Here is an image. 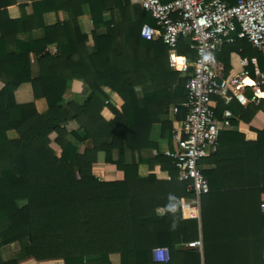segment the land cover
Instances as JSON below:
<instances>
[{
  "label": "trees",
  "instance_id": "1",
  "mask_svg": "<svg viewBox=\"0 0 264 264\" xmlns=\"http://www.w3.org/2000/svg\"><path fill=\"white\" fill-rule=\"evenodd\" d=\"M113 1L121 7L123 18L119 24H114V34L94 33L97 49L91 61L98 77L104 80L103 83H89L92 93L82 104L66 100L69 88L66 72L73 63L69 54L45 52L47 40L42 41L36 52L40 54L44 70L40 76L33 77L29 59L34 49L32 45L25 49L21 46L0 49V79L7 81L0 90V264H25L31 260L114 264L111 258L114 254L120 255V264H175L173 250L179 242L169 238L173 235L168 234L166 242L150 240L149 200L162 196L163 192L179 197L191 194L187 192V183L177 179L179 171L172 158L160 151L149 157L146 155L158 147L150 139L153 124L161 122L163 134L171 129V141H174L173 127L181 131L186 108L180 107L176 113L178 120L173 124L167 123L164 116L172 105L186 101L189 76L171 70L168 46L161 39L142 38L143 23L155 25L149 12L140 6L134 19L128 10L130 0ZM227 1L235 3V0ZM92 10L97 23L101 9L94 7ZM1 14L2 11L0 27L5 28ZM68 27H46V30L48 33L60 28L66 31ZM7 43V39L0 41V48ZM189 43L188 39H182L177 48L181 55L193 61L195 51L190 49ZM233 51L242 57L257 58L264 71V53L246 39L225 45L217 53L227 71L231 68ZM249 68L254 70L252 64ZM103 84L117 95L120 108L110 103L109 96L101 89ZM140 86L143 87L142 96L137 90ZM28 87L32 98H22V92ZM39 98L47 100L45 113L36 108L35 101ZM106 101L115 115L111 120L101 115ZM232 105L236 118L231 122L235 126L239 120L250 122L257 111H264V99L259 105L248 106L237 101L226 105L219 100L217 115L221 116ZM71 121L79 124L80 132L69 130ZM9 131H15L17 137H9ZM82 142L90 144L84 151L79 146ZM101 151L107 163L124 172L123 180L101 181L94 174L93 166ZM204 160L215 164V168L203 170L210 184L207 193L214 202L227 204L229 197L237 196L256 209L261 221V230L255 231L243 257L239 254L235 258H231V254L227 256L225 251L237 250L233 245H215L217 248H214L206 233L204 264H264V213L261 210L264 130H258L256 141H246L236 130L222 131L217 151ZM144 162L151 170L147 177L139 172ZM179 197L173 200L174 206L179 205ZM13 243H18L20 249L13 258L6 260L1 250ZM163 244L172 250L168 263H158L152 257L155 246ZM184 264H201L200 252L188 254Z\"/></svg>",
  "mask_w": 264,
  "mask_h": 264
},
{
  "label": "crops",
  "instance_id": "2",
  "mask_svg": "<svg viewBox=\"0 0 264 264\" xmlns=\"http://www.w3.org/2000/svg\"><path fill=\"white\" fill-rule=\"evenodd\" d=\"M9 5L6 8V4ZM93 6H92V4ZM139 0H130L128 10L132 18L137 17L140 9ZM101 9V15L97 21H94L93 10ZM1 18L4 21L5 28L0 27V41L7 39L5 47H1V51L6 49H25L28 45H32L34 49L29 53L30 65L32 68L33 77L40 76L44 68L40 64V54L36 52V48H41V42L47 40L45 52L51 51L56 53L64 51L73 57V63L67 67V77L69 88L66 94V100H73L77 103H84L92 93L90 82L103 83L104 79L98 77L95 70V64L91 61V55L96 51L97 35L114 34V24H119L122 21V9L116 5L113 0H0ZM13 21L14 23L7 22ZM66 22V23H65ZM99 24V25H98ZM60 25V26H59ZM68 27L66 31H48L46 27ZM99 26V27H98ZM84 36L87 38L84 39ZM116 36V35H115ZM117 44V39L115 38ZM120 40V37H118ZM115 44V45H116ZM7 46V47H6ZM242 56L237 51H233L230 56L231 68L226 70L227 75L232 76L242 71L240 63ZM181 61V59H178ZM171 68V67H170ZM47 67L45 68V70ZM171 70H173L171 68ZM175 71V70H173ZM229 72V73H228ZM6 78L0 79V90L6 85ZM101 89L109 96L111 104L120 108V102L117 95L107 85H102ZM139 96L143 95V87L137 88ZM251 94V91H249ZM22 98H32V92L28 88L22 92ZM264 99V96L263 98ZM109 101L101 110V115L106 120L114 118V113L109 106ZM232 104V103H231ZM230 104V105H231ZM36 108L39 112L45 113L48 110V103L45 98H39L35 101ZM175 105H172L164 120L167 123L177 121L176 113L174 112ZM234 118V105L231 108ZM70 131H81L79 124L76 121H71L68 124ZM176 127H173L175 130ZM236 130L242 133L246 141H256L258 139V130H264V111L256 112L250 122L239 120L238 125H232L224 131ZM170 130L163 134V124L157 122L153 124L150 132V139L157 144V148L152 153H147V157L155 155L156 149L163 152L166 149L176 147L174 141L170 139ZM9 137L16 138L15 131H9ZM53 138L55 135L52 136ZM90 145L89 142L79 143L80 150L84 151ZM57 150L60 148L54 145ZM212 154L205 157H210ZM203 169L215 168L214 163H208L205 160L201 161ZM156 170L158 168L156 167ZM94 174L101 181H119L125 178L123 171L118 170L114 165L107 163L105 153L99 152L97 161L93 166ZM140 175L147 177L151 170L148 163L144 162L139 167ZM170 196V197H169ZM175 195H167L163 192L162 196L149 200V213L151 222L148 223V232L152 233L151 241L157 242L168 240V234L173 235L169 238H174L179 242L177 249L173 250L175 254V264H184L188 254L198 251L201 255V264L203 262V245L204 235L208 236L209 243L213 244L214 248L233 245L237 250L227 252V256L231 258L244 256V253L249 250V245L254 239L255 231H260L261 221L259 213L253 209L251 205L244 204L237 196L229 197V203L216 204L210 193L202 195L200 202L195 203L190 196H180L179 205L173 204L176 199ZM258 221V223H256ZM258 224V225H256ZM263 224V223H262ZM258 227V228H257ZM261 232L258 238L261 239ZM264 236V229H263ZM201 241V246H191L190 243ZM160 242V241H159ZM216 245V246H215ZM164 247L169 253V260H157L152 251L153 260L158 263H168L171 259L172 250L167 244L155 246ZM241 249V251H240ZM215 256L216 254L213 253ZM231 254V255H230ZM219 256V257H224ZM114 264H120V255L114 254L111 256Z\"/></svg>",
  "mask_w": 264,
  "mask_h": 264
},
{
  "label": "built area",
  "instance_id": "3",
  "mask_svg": "<svg viewBox=\"0 0 264 264\" xmlns=\"http://www.w3.org/2000/svg\"><path fill=\"white\" fill-rule=\"evenodd\" d=\"M139 3L155 20V25L143 23L142 38L161 39L168 46L170 67L189 76L187 99L174 107L175 113L180 107L187 110L181 131H173L176 147L163 153L173 159L179 171L177 179L187 183V192L195 203H199L210 189L201 161L217 151L220 134L232 126L234 117L230 108L218 116V101L222 100L226 105L237 101L248 106L259 105L263 98L264 71L257 58L242 57V71L229 77L226 65L218 59L217 53L225 45L242 39L264 53V0H235L233 4L227 0H139ZM182 39L190 41L189 47L195 51L193 61L178 52L177 45ZM250 64L254 70L249 68ZM261 210L264 213V201ZM190 245L202 244L194 241ZM153 255L160 261L169 260L164 247L154 248ZM51 264L64 263L54 261Z\"/></svg>",
  "mask_w": 264,
  "mask_h": 264
},
{
  "label": "rangeland",
  "instance_id": "4",
  "mask_svg": "<svg viewBox=\"0 0 264 264\" xmlns=\"http://www.w3.org/2000/svg\"><path fill=\"white\" fill-rule=\"evenodd\" d=\"M56 151L60 152L59 149H57ZM19 249H20V245L18 243H13V244L7 245L5 248H3V250H1L2 251V257L6 260H9V259L14 257V253ZM56 261H60V260H56ZM53 262L54 261L49 262V263H39V262L31 260V261L26 262L25 264H51Z\"/></svg>",
  "mask_w": 264,
  "mask_h": 264
},
{
  "label": "bare ground",
  "instance_id": "5",
  "mask_svg": "<svg viewBox=\"0 0 264 264\" xmlns=\"http://www.w3.org/2000/svg\"><path fill=\"white\" fill-rule=\"evenodd\" d=\"M247 81H248V82H251V80H250V79H247Z\"/></svg>",
  "mask_w": 264,
  "mask_h": 264
}]
</instances>
